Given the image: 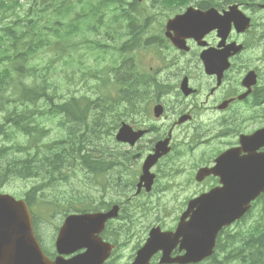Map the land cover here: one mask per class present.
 Listing matches in <instances>:
<instances>
[{
    "label": "flooded vegetation",
    "instance_id": "obj_1",
    "mask_svg": "<svg viewBox=\"0 0 264 264\" xmlns=\"http://www.w3.org/2000/svg\"><path fill=\"white\" fill-rule=\"evenodd\" d=\"M232 4H237L249 18L248 25L235 26L233 21H230L231 26L225 41L218 36L216 29H212L197 40L187 39L188 48H178L167 39L166 56L161 59L163 68L155 75L158 81L154 82L151 95H147L146 101L138 109L136 108L139 96L133 93L126 96V99H130L133 103L134 108L125 113V120L138 137L133 143L118 142L117 145L124 149L117 150L115 159L108 162L110 167L115 166L119 169L115 171V176L119 174L118 184L124 180L125 175L124 172L121 173V167L128 170L126 181L112 196L125 194L126 199L138 196L150 197L156 192L168 190L171 186H175L177 191L184 192L186 185H189V188L193 186L194 192L183 198L184 202L175 210L177 216L171 224L164 222L166 215L164 218L157 216L151 222H144L147 212H152L150 209L140 212L130 209L124 215L120 208L119 215L108 219L101 231L94 236L112 245L104 264H121L123 248L133 245L130 257L126 261L130 263L136 251L148 238L152 228L174 231L179 216L185 210L190 198L219 187L222 179L234 176V167L242 165L239 161L246 159L250 153L254 154V150L264 152V144L254 148L255 142L250 141V136L264 127V0H238L229 5L225 1L213 5L199 3L197 9L205 11L210 8L209 6H214L219 13H223ZM183 5L176 7V13L181 12ZM161 17L162 20H166L169 16ZM155 19L157 20V17ZM235 44L240 45L239 50H236ZM202 53H211L216 71L219 72L221 69V73L224 74L219 82L218 73L208 74L206 71L201 60ZM223 54L224 56H221ZM220 61L225 63L221 64ZM248 72L255 74L256 82L244 85V78ZM121 75L125 76L126 72H122ZM184 77L194 88L193 93L190 92L188 95L180 89ZM144 88L145 86L141 88L142 91ZM219 95L223 97L221 101ZM230 97L233 101L227 106ZM105 103L107 106L104 105ZM111 104L109 100H104L99 107V114L104 115L112 111L121 113L116 104L113 106ZM157 104L162 108V113L158 117L153 113V107ZM87 109V120L91 125L93 122L89 107ZM256 118L261 121L257 122ZM241 137L245 140L244 144L240 142ZM165 140L168 141L169 151L159 155L158 160L150 168V172L155 175L150 190L141 187L140 192L136 194L143 162L148 156L156 154L157 144ZM224 152H228L227 158L217 164L219 162L217 159ZM212 166H216V173L208 174L200 181L196 180L198 169ZM77 175L81 176V172ZM91 177L90 173L84 175L86 180ZM174 194V197L179 195L177 192ZM12 196L16 200H26L25 192H14ZM38 201L37 196L35 202ZM114 203H119L120 207L124 205L122 201H117L111 202L110 206ZM91 207L90 212L106 211L109 208H101L99 204ZM127 218H132L138 225L129 222ZM140 229H143L142 233H139ZM34 234L40 241V230H34ZM82 251L79 250L74 254ZM184 252L185 250L177 243L170 251V257L181 256ZM49 254L52 258L57 255L54 246ZM161 255L160 251L156 252L151 264H160ZM215 256L218 257V254Z\"/></svg>",
    "mask_w": 264,
    "mask_h": 264
},
{
    "label": "trees",
    "instance_id": "obj_2",
    "mask_svg": "<svg viewBox=\"0 0 264 264\" xmlns=\"http://www.w3.org/2000/svg\"><path fill=\"white\" fill-rule=\"evenodd\" d=\"M72 1L32 0L25 6L19 0H0V187L13 177L37 178L40 183L26 196L31 207L32 193L66 181L70 176L63 172L77 163L95 174L108 170L89 146V139L97 135L80 107L86 91L64 87L55 75L59 66H83L82 48L101 49V39L94 33L99 24L107 26L112 18L126 14L124 0H77L81 10L75 22L67 19L76 9ZM87 32L93 35L88 37ZM61 96L64 100L57 102ZM96 114L92 115L95 124ZM56 115H61L58 125L64 132L59 141H48L49 129L38 121ZM258 216L247 229L220 239L217 247L225 248L224 257L213 256L204 264H264V215ZM34 225L38 230L36 220Z\"/></svg>",
    "mask_w": 264,
    "mask_h": 264
},
{
    "label": "water",
    "instance_id": "obj_3",
    "mask_svg": "<svg viewBox=\"0 0 264 264\" xmlns=\"http://www.w3.org/2000/svg\"><path fill=\"white\" fill-rule=\"evenodd\" d=\"M127 127L121 128L117 139L130 140ZM250 140L255 142L254 148L264 144V129L255 132ZM155 158L156 155L149 156L143 165L139 185L145 181L147 189L152 181L148 169L155 162ZM245 163L248 165L243 167L247 171L241 173L237 171L239 166L234 167V176L225 179L222 188L212 189L189 202L188 210L181 217L183 223H179L176 234L160 232L158 228L152 229L132 264H149L150 257L158 250L163 251L162 262H198L210 255L218 231L224 225L240 218L250 207V202L264 192V154L250 157ZM211 172L216 173V169L203 172L198 178ZM20 203L12 196L0 197V264L103 263L110 246L92 239V236L101 230V226L109 217L116 215V206L107 213L68 215L56 240L58 253L69 254L81 247H86L87 251L68 259L58 256L50 260L42 252L34 237L28 210L25 214L24 210H21L22 207L20 208ZM188 214L190 219L184 222ZM179 236L183 237L180 245L186 253L177 258H169V253Z\"/></svg>",
    "mask_w": 264,
    "mask_h": 264
},
{
    "label": "rangeland",
    "instance_id": "obj_4",
    "mask_svg": "<svg viewBox=\"0 0 264 264\" xmlns=\"http://www.w3.org/2000/svg\"><path fill=\"white\" fill-rule=\"evenodd\" d=\"M60 77L61 79L59 81L64 84L66 81L63 79V74ZM60 99L64 100L62 96ZM88 99L93 101L98 99V97H90ZM89 100L86 101L89 102ZM110 102L112 103L111 106L115 105L112 101ZM104 105L107 106L106 103ZM80 107H83V102L80 103ZM38 108L41 109V104L38 105ZM96 113L97 114L95 117L99 118L96 119V122L100 125L95 126L94 130H92L93 134L97 136H93L92 139H89V146L92 147L96 153L94 154V157H99V159L103 162H109L115 159L117 150L124 149L114 142V133L119 124L122 122L124 115L123 113H116L113 111L110 113H105L104 115L102 113L100 115L99 109L96 110ZM0 117L3 119L1 112ZM60 117L61 115L39 118L38 124L49 129L48 141H59L61 132H64V127H60L58 125L60 123ZM22 138V141L25 142L23 136ZM124 165L127 166V164ZM77 169H80L81 171V180L75 181L74 175ZM115 171H119V169L115 166H112L104 173H90L92 174V177L89 180H86L84 179V175L89 173V171L82 168L81 165L77 163V165L73 166L72 170H65L63 172L65 175L67 174L70 176L66 181H59L55 184V187L42 186L38 188L39 190H37L35 193L31 194L32 196L30 201L32 202L35 220L37 222L38 230L42 231L45 245L49 247V245L52 243L50 239L52 234L54 235L56 225L62 221L61 218L63 216L61 215H67L76 209H89L96 203H98L101 208L110 207L111 201L109 198L112 197L120 185L122 186L124 184L128 173V170L125 169V167H121V173L124 172L125 175L123 176L124 180L120 181V184H118V180H120L119 174L115 176ZM36 183H40L37 178L13 177L10 178L7 183L3 182L0 187V192L12 194L14 192L21 191L25 192L27 195V193L34 185H36ZM176 192L179 193V195H177L178 197H174L175 192L173 190H169L164 192L162 195L155 194L151 197L143 198L142 200H145L149 204H153L158 209L156 211L158 212L157 214L153 212H147V217L144 222H151L155 220L157 216L164 218V215H166L164 222L166 224L173 223L175 217L177 216L175 210L179 209V207L182 205L181 203L184 201L183 198L188 196L187 193L190 191ZM193 192L194 190L191 192V194ZM34 195L39 197L38 203L35 202V199L32 201ZM122 207H124L125 213L122 212L124 215H126L131 209V206L127 204L122 205L121 208ZM136 212H140V210L137 208ZM139 231V233H142L143 229H140ZM132 246L133 245L123 248L121 264H129L126 261L130 257ZM222 256L223 252L218 254L219 258Z\"/></svg>",
    "mask_w": 264,
    "mask_h": 264
},
{
    "label": "bare ground",
    "instance_id": "obj_5",
    "mask_svg": "<svg viewBox=\"0 0 264 264\" xmlns=\"http://www.w3.org/2000/svg\"><path fill=\"white\" fill-rule=\"evenodd\" d=\"M86 100H89L88 98H85L84 100H83V107H82V109L87 113V111H88V107H89V111H90V116H91V120H92V122H94V118H93V114L94 113H96V110H98L99 109V107H100V105L104 102V100H102V99H100V98H98V99H96V100H93V101H90L89 100V102H87ZM59 101H61V99H57V102H59ZM95 104V105H94ZM87 117L88 116H86V120H87ZM87 122H88V120H87ZM89 123V122H88ZM98 124H95V123H93V124H91L90 125V127H92V128H95V126H97ZM117 133V132H116ZM115 136H116V134H115ZM131 137L132 138H137L138 137V135L137 134H134L133 132H132V134H131ZM115 138V137H114ZM152 156V155H151ZM101 163H103V166H105V167H107L108 169H110L111 167L108 165V162H106V164L104 163V162H101V160H100V164ZM84 169H86V170H88L89 171V173H93V171H91V170H89L88 168H86L85 166H84ZM64 191V190H63ZM5 195H8V196H12V194L11 193H4V192H0V197L1 196H5ZM27 196V195H26ZM14 197V196H13ZM21 203H20V208H21V210L23 211L24 210V213L26 214V212H27V210H28V213H29V217H30V220H31V223H32V227H33V230H35V214H34V211H33V206L31 207L28 203H27V201L26 200H23V199H21V200H19ZM116 206V215L118 216L119 215V212H120V205H114V204H112L109 208H108V210H106V211H96V213H107V212H110V211H112V209L114 208ZM121 211H122V208H121ZM81 213H83V212H70L69 214H67V216L68 215H70V214H81ZM116 216V217H117ZM36 231V230H35ZM261 244V243H260ZM102 264H104V261H103V263ZM129 264H132V262H130Z\"/></svg>",
    "mask_w": 264,
    "mask_h": 264
}]
</instances>
